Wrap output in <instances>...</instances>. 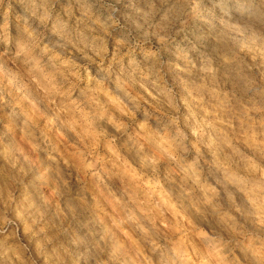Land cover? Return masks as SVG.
Here are the masks:
<instances>
[{
  "label": "clouds",
  "instance_id": "obj_1",
  "mask_svg": "<svg viewBox=\"0 0 264 264\" xmlns=\"http://www.w3.org/2000/svg\"><path fill=\"white\" fill-rule=\"evenodd\" d=\"M0 264H264V0H0Z\"/></svg>",
  "mask_w": 264,
  "mask_h": 264
}]
</instances>
